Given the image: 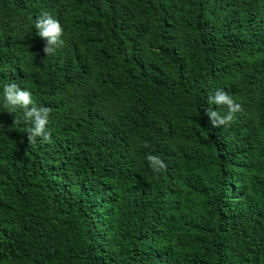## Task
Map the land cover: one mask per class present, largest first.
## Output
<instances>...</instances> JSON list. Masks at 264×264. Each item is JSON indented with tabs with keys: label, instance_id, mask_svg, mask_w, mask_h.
<instances>
[{
	"label": "trees",
	"instance_id": "trees-1",
	"mask_svg": "<svg viewBox=\"0 0 264 264\" xmlns=\"http://www.w3.org/2000/svg\"><path fill=\"white\" fill-rule=\"evenodd\" d=\"M0 264H264V0H0Z\"/></svg>",
	"mask_w": 264,
	"mask_h": 264
},
{
	"label": "clouds",
	"instance_id": "clouds-1",
	"mask_svg": "<svg viewBox=\"0 0 264 264\" xmlns=\"http://www.w3.org/2000/svg\"><path fill=\"white\" fill-rule=\"evenodd\" d=\"M36 34L46 41L43 48L45 55L55 54L56 50L64 45L62 36L64 29L60 22L47 12L43 13L35 22ZM3 99L5 106L11 110L17 107L23 109L25 122H30L31 127L27 129V141L35 145L37 138L49 139L47 125L49 124L50 108L37 107L34 104L32 93L26 89H21L15 83L6 84L3 87ZM211 103L217 106H226L227 113L220 115L215 110L206 112L212 127L217 128L230 125L234 120V113L241 110V106L236 103L231 96L223 90H217L209 97ZM18 123V121H13ZM149 166L157 173L166 170L167 165L158 155L148 154L146 156Z\"/></svg>",
	"mask_w": 264,
	"mask_h": 264
}]
</instances>
